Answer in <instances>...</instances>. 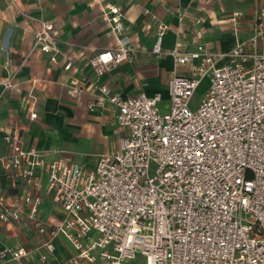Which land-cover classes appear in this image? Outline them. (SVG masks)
Here are the masks:
<instances>
[{"label":"built area","instance_id":"built-area-1","mask_svg":"<svg viewBox=\"0 0 264 264\" xmlns=\"http://www.w3.org/2000/svg\"><path fill=\"white\" fill-rule=\"evenodd\" d=\"M5 1L9 7L18 2ZM242 18L241 12L230 16L235 31ZM110 20L123 31L117 17ZM40 25L34 49L57 64L59 32L53 22ZM168 29L159 22L153 54H162ZM128 43L121 39L90 60L97 76L135 60ZM168 54L175 68H190L171 79L168 112L159 96L125 98L101 89L105 97L90 108L113 104L125 133L119 149L101 155L93 169L48 160V152L26 148L18 132L4 135L7 153L0 166L24 194L11 201L0 195V227L27 221L47 235L42 263L51 264L54 242L63 237L76 251L69 264H130L139 256L145 264H264V8L251 36L229 52L202 45L187 52L178 42ZM71 67L68 61L65 69ZM205 79L208 89L195 104ZM2 85L14 87L11 80ZM82 92L81 86L68 90L72 97ZM45 199L64 214L53 225L40 216ZM32 251L4 247L0 259L21 261Z\"/></svg>","mask_w":264,"mask_h":264},{"label":"crops","instance_id":"crops-1","mask_svg":"<svg viewBox=\"0 0 264 264\" xmlns=\"http://www.w3.org/2000/svg\"><path fill=\"white\" fill-rule=\"evenodd\" d=\"M110 8H117L118 13L112 14ZM262 8L264 0H18L16 7L0 0V156L7 153L4 135L15 131L26 148L48 152V160L95 168L101 155L119 149L125 133L117 124L113 104L107 101L103 107L90 108L105 97L102 88L125 98L141 92L159 96L160 108L168 112L171 79L176 73L190 74L189 66L174 67L169 51L180 42L187 52L199 45L212 52H229L251 36L256 14ZM235 12L243 13L237 31L229 21ZM112 17L118 18L123 31L114 29ZM41 20L53 22L59 32L62 54L57 64L34 49L33 33L40 30ZM159 22L168 24L169 29L163 39V52L157 56L152 48ZM121 39H128L135 60L124 61L111 72L97 76L90 60L102 51L117 48ZM68 61L72 63L70 70L65 69ZM8 80L14 87L5 90L2 82ZM73 86L83 88L79 97L69 95ZM207 89L205 79L195 104ZM33 113L37 114L35 119H31ZM42 180H46L44 173ZM23 194L22 184L8 178L0 166V195L11 201ZM40 216L53 225L64 214L45 199ZM47 239V235L31 229L27 221L2 224L0 250L22 246L33 251L21 261L0 259V264H44L40 260L41 246ZM54 243L51 264H69L76 255L74 248L63 237Z\"/></svg>","mask_w":264,"mask_h":264},{"label":"rangeland","instance_id":"rangeland-1","mask_svg":"<svg viewBox=\"0 0 264 264\" xmlns=\"http://www.w3.org/2000/svg\"><path fill=\"white\" fill-rule=\"evenodd\" d=\"M130 264H145V260H144V258L139 256V258L137 260L132 261Z\"/></svg>","mask_w":264,"mask_h":264}]
</instances>
